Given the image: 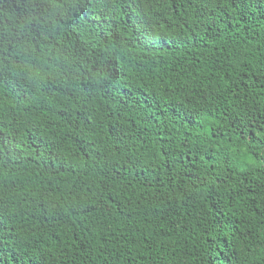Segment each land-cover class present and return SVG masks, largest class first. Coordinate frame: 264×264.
<instances>
[{"label": "trees", "instance_id": "1", "mask_svg": "<svg viewBox=\"0 0 264 264\" xmlns=\"http://www.w3.org/2000/svg\"><path fill=\"white\" fill-rule=\"evenodd\" d=\"M0 264H264V0H0Z\"/></svg>", "mask_w": 264, "mask_h": 264}]
</instances>
